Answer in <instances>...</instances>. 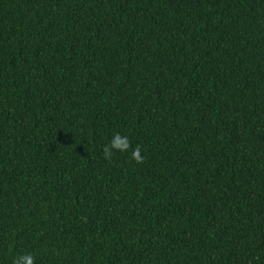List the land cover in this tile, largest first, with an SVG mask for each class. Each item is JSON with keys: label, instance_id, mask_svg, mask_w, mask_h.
Listing matches in <instances>:
<instances>
[{"label": "trees", "instance_id": "obj_1", "mask_svg": "<svg viewBox=\"0 0 264 264\" xmlns=\"http://www.w3.org/2000/svg\"><path fill=\"white\" fill-rule=\"evenodd\" d=\"M24 253L264 264V0H0V264Z\"/></svg>", "mask_w": 264, "mask_h": 264}, {"label": "clouds", "instance_id": "obj_2", "mask_svg": "<svg viewBox=\"0 0 264 264\" xmlns=\"http://www.w3.org/2000/svg\"><path fill=\"white\" fill-rule=\"evenodd\" d=\"M131 142L127 135H121L119 132L114 133L109 144L103 148V155L106 160H111L113 151L128 152L131 148ZM131 157L137 163H143L145 157L141 154L140 145H136L131 151ZM12 264H35V257L31 253H24L14 257Z\"/></svg>", "mask_w": 264, "mask_h": 264}]
</instances>
